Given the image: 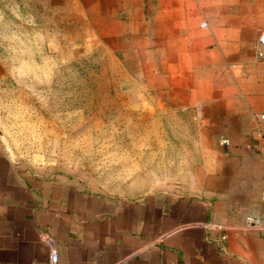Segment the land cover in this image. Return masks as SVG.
<instances>
[{
	"label": "crops",
	"instance_id": "1",
	"mask_svg": "<svg viewBox=\"0 0 264 264\" xmlns=\"http://www.w3.org/2000/svg\"><path fill=\"white\" fill-rule=\"evenodd\" d=\"M89 3L109 28L146 13L155 29L156 7L173 23L174 0ZM178 12L180 29L195 28L179 49V92L196 110L187 154L201 158L191 180L107 195L28 170L0 146V264H264V229L245 225L264 220V0H179Z\"/></svg>",
	"mask_w": 264,
	"mask_h": 264
},
{
	"label": "rangeland",
	"instance_id": "2",
	"mask_svg": "<svg viewBox=\"0 0 264 264\" xmlns=\"http://www.w3.org/2000/svg\"><path fill=\"white\" fill-rule=\"evenodd\" d=\"M178 4L171 27L156 7L151 29L146 13L106 27L89 0H0V146L12 160L113 196L189 182L201 158L187 154L196 110L179 92V49L195 28L178 27Z\"/></svg>",
	"mask_w": 264,
	"mask_h": 264
},
{
	"label": "built area",
	"instance_id": "3",
	"mask_svg": "<svg viewBox=\"0 0 264 264\" xmlns=\"http://www.w3.org/2000/svg\"><path fill=\"white\" fill-rule=\"evenodd\" d=\"M256 50V55L259 58H264V32L259 36L258 42L255 46ZM258 120V125L259 126H264V112L260 113L257 116ZM224 144H227V140L223 141ZM262 198L264 199V191L261 193ZM245 225L247 227H253V228H259V229H264V220L257 216H246L245 218ZM210 228H221V225L219 224H214V225H209ZM222 238H225V235L222 236Z\"/></svg>",
	"mask_w": 264,
	"mask_h": 264
}]
</instances>
